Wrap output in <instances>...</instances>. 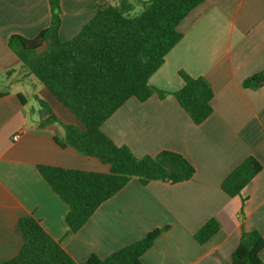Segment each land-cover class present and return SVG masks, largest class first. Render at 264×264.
Returning <instances> with one entry per match:
<instances>
[{"label":"crops","instance_id":"crops-1","mask_svg":"<svg viewBox=\"0 0 264 264\" xmlns=\"http://www.w3.org/2000/svg\"><path fill=\"white\" fill-rule=\"evenodd\" d=\"M59 2V38L67 40L100 0ZM49 22L48 0H0V261L21 248L17 221L23 216L38 220L77 262L91 254L104 258L164 226L141 255L143 264H231L243 230L264 238V85H242L264 69V0L201 1L179 22L182 37L150 76L149 84L168 92L181 87L179 70L203 76L213 89L212 113L203 122L193 123L172 94L153 93L143 101L128 98L101 124L113 142L136 156L162 150L183 155L195 168L193 176L146 184L133 177L76 232L65 222L67 204L37 165L98 172H108L109 165L55 140L64 142L63 124H81L47 87L18 70L20 59L7 44L12 34L37 36ZM249 155L262 169L240 195L229 197L221 183ZM210 217L219 229L199 244L193 233ZM260 257L264 262V248Z\"/></svg>","mask_w":264,"mask_h":264},{"label":"trees","instance_id":"trees-1","mask_svg":"<svg viewBox=\"0 0 264 264\" xmlns=\"http://www.w3.org/2000/svg\"><path fill=\"white\" fill-rule=\"evenodd\" d=\"M48 1L49 25L32 38L12 34L7 44L20 59L18 70L47 87L81 124H63L65 140H55L109 165L108 172L37 165L43 179L67 204L65 222L76 232L101 203L133 177L146 184L151 180L177 183L193 176L195 168L183 155L162 150L136 156L126 145L113 142L101 130V124L128 98L143 101L153 93L160 98L172 94L195 124L212 113L213 89L203 76L179 70L182 85L172 92L149 84L150 76L182 37L179 22L203 0H138L140 11L133 15L135 3L131 0H100L92 17L67 40L59 38L60 2ZM242 85L252 89L263 86L264 69L246 77ZM261 169L256 157H245L225 176L222 190L229 197L240 195ZM17 226L21 248L0 264H143L141 255L167 228L151 230L104 258L91 254L84 262H77L34 217L19 218ZM218 229L217 219L210 217L193 238L204 243ZM263 248L259 231L243 230L231 254V264H264L260 257Z\"/></svg>","mask_w":264,"mask_h":264},{"label":"rangeland","instance_id":"rangeland-1","mask_svg":"<svg viewBox=\"0 0 264 264\" xmlns=\"http://www.w3.org/2000/svg\"><path fill=\"white\" fill-rule=\"evenodd\" d=\"M140 11V7H136L134 10H133V12L131 13V15H133V14H136V13H138Z\"/></svg>","mask_w":264,"mask_h":264},{"label":"built area","instance_id":"built-area-1","mask_svg":"<svg viewBox=\"0 0 264 264\" xmlns=\"http://www.w3.org/2000/svg\"><path fill=\"white\" fill-rule=\"evenodd\" d=\"M19 135H20V132L13 134L12 136L13 140H16L19 137Z\"/></svg>","mask_w":264,"mask_h":264}]
</instances>
